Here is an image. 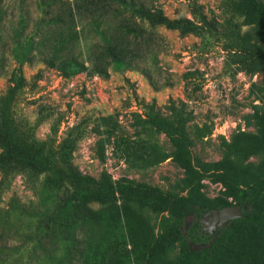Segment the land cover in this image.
I'll return each mask as SVG.
<instances>
[{"label":"rangeland","instance_id":"rangeland-1","mask_svg":"<svg viewBox=\"0 0 264 264\" xmlns=\"http://www.w3.org/2000/svg\"><path fill=\"white\" fill-rule=\"evenodd\" d=\"M229 0H145L157 7L171 20L191 16L193 3L217 30L202 35H181L164 27L154 30L158 38V60L149 64L150 75L141 70L121 67L110 69L108 77L85 73L64 77L58 70L34 61L23 64L27 87L17 97L13 113L19 121L35 128L37 137L45 140L56 122L57 140L68 128L80 124L86 137L74 154V164L80 173L98 180L103 173L113 180L122 178L157 188L165 194L183 198H202L206 204H241L245 214L252 213L248 202L255 197L247 188H238L235 197H228L226 188L212 175H205L192 192L183 183L184 171L168 159L155 166L128 162L117 156L112 145L107 146V160L101 162L95 152L97 129L101 117L115 116L125 131L132 135L140 102L155 103L164 114L171 100L184 101L194 113L193 125L208 126L212 134L196 141L193 157L206 162L224 158L227 144L249 147L248 162H263L257 144V116L264 115V72L252 73L238 69L226 51L233 39L222 34L228 17L225 2ZM10 10L6 16L7 32L17 29L22 6L29 19L39 17L41 0H7ZM235 38H245L264 51V24H249L244 17L234 18ZM228 49V50H229ZM11 50L9 48L7 51ZM10 58V57H9ZM9 68L15 67L9 59ZM190 74L186 81L183 76ZM13 87L9 77L0 74V96ZM118 113V114H115ZM44 120L39 123L40 120ZM92 133H89V132ZM168 153L172 147L164 136L157 137ZM231 151V150H229ZM60 199L42 189L35 194L18 177L12 188L0 200V264H187L186 248L199 252L193 264H245L238 258L241 247L235 238L248 231L246 225L228 226L208 241L192 242L187 235L196 218L202 214L193 205L186 218L168 212H155L138 205L109 209L93 205L98 218L57 210ZM120 202L118 203V205ZM52 229L47 228V224ZM179 228L181 237L167 250L152 257L148 253L171 230ZM255 234L261 226L255 224ZM245 231V233H246ZM246 236V235H245ZM244 236V238H245ZM251 251L258 255L263 248L255 243ZM247 264H263L260 257L246 260Z\"/></svg>","mask_w":264,"mask_h":264},{"label":"trees","instance_id":"trees-1","mask_svg":"<svg viewBox=\"0 0 264 264\" xmlns=\"http://www.w3.org/2000/svg\"><path fill=\"white\" fill-rule=\"evenodd\" d=\"M38 9L40 15L33 20L27 17L21 6L17 29L10 34L5 21L10 6L7 0H0V74L8 76L13 85L5 96H0V200L21 177L35 194L44 189L56 195L60 199L56 209L72 212L78 219L81 216L98 218L99 213L93 211L94 204L109 209L138 205L179 218H186L191 207L198 205L203 212L192 223L188 238L192 242L212 239L213 236L202 229V216L211 210L234 205L227 201L210 205L202 198L165 194L129 179L113 180L107 173L98 180L85 177L74 164V154L87 135L86 128L76 124L68 128L58 141L61 123L58 121L51 128V134L41 140L34 127L19 121L13 113L19 92L28 85L24 63L42 62L67 78L82 73L108 77L113 67L142 69L150 75L149 64L159 57L156 50L159 40L154 30L164 27L183 36H199L217 30L204 14L203 7L193 3V19L175 20L166 17L161 9L149 7L145 0H41ZM225 9L228 20L222 27V34L233 39L231 48L226 51L238 69L264 72V51L245 38L233 37L237 36L234 35L235 17L242 16L249 24H264V0H229L225 2ZM9 48L11 50L7 51ZM9 57L15 62L14 68L8 67ZM189 76L188 73L183 78L187 81ZM140 107V113H133L137 115L132 135L123 129L116 115L99 118L98 128L93 130L97 138V158L105 163L107 146L112 145L119 158L132 163L155 166L172 159L184 171L183 183L192 192H198L197 185L205 175H212L223 184L230 198L235 197L240 187L251 190L255 195L248 202L252 213L228 226L242 224L248 229L235 238L241 247L237 257L247 264L246 260L250 258L254 262L257 256L264 264V159L259 165L246 163L253 155L249 147L240 148L232 144H227L231 151L228 150L220 161L195 159L193 148L196 141L211 135L212 129L206 125H193L194 113L188 110L184 101L171 100L166 108L168 114H164L154 102L141 101ZM256 119L259 124L257 144L264 156V115ZM43 121L41 119L39 123ZM161 135L169 140L171 152L168 153L160 144L157 137ZM236 206L243 208L241 204ZM255 224L261 226V236L255 234ZM47 228L51 230L53 227L48 223ZM180 237L179 228L171 230L151 248L148 255L154 257L164 252ZM255 243L263 248L258 255L251 251ZM199 257V252L185 249L187 264H193ZM117 264L124 263L117 261Z\"/></svg>","mask_w":264,"mask_h":264},{"label":"water","instance_id":"water-1","mask_svg":"<svg viewBox=\"0 0 264 264\" xmlns=\"http://www.w3.org/2000/svg\"><path fill=\"white\" fill-rule=\"evenodd\" d=\"M245 212L239 206H229L219 210H211L201 218L204 232L209 236H217L231 222L244 218Z\"/></svg>","mask_w":264,"mask_h":264},{"label":"flooded vegetation","instance_id":"flooded-vegetation-1","mask_svg":"<svg viewBox=\"0 0 264 264\" xmlns=\"http://www.w3.org/2000/svg\"><path fill=\"white\" fill-rule=\"evenodd\" d=\"M202 226V229H203V231H204V226L203 225H201Z\"/></svg>","mask_w":264,"mask_h":264}]
</instances>
